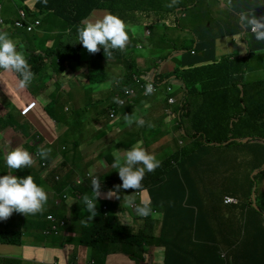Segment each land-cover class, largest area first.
<instances>
[{"label":"trees","instance_id":"1","mask_svg":"<svg viewBox=\"0 0 264 264\" xmlns=\"http://www.w3.org/2000/svg\"><path fill=\"white\" fill-rule=\"evenodd\" d=\"M18 1L20 2V0ZM215 1L176 0V3L169 7L168 5L172 3V0H47L46 4L43 0H40L36 9L34 8L26 13L27 22L16 28L18 41L20 38L26 41L25 46L18 47L17 50L24 53L32 70L44 68L48 65L54 67L58 62L57 60L65 54L69 60H75L80 68L69 67V70L64 74L66 76L63 78H68L71 71L75 72L86 68L90 84L103 83L106 79L105 64L120 61L126 64L128 70L126 81L129 82V85L133 84L134 75H136L139 85L146 83V70L142 68L141 64L137 63L139 53H136V50L139 48L138 39L148 37V33L157 35L158 39L162 41V45L167 46L163 48L161 61L170 60L177 53L181 54V57L176 61L179 67L173 69L170 73H160L159 76H153L158 84L164 81L167 85L175 82H181L182 84L178 89L179 93H173L172 96L176 101H179L177 105L178 127L181 128L183 144L166 159L162 160L161 166L154 172L146 173L142 181L143 187L147 190V196L152 201L153 212L156 210L160 214V208H163V215L158 216V214H155L153 218L149 215L145 217L144 225L134 228L133 226L137 224H135V221L139 216L132 208L122 209V207L118 208L116 204L113 208L114 211H111L108 201L98 199L97 215L94 218H89L90 214L81 199L85 194L89 197L93 196V191L89 189L91 184L86 177L80 178L79 182L68 189H64L67 187V183L64 186H56L58 189L64 190L59 194L53 193V195H50V192L47 193L48 196L53 197L55 202L61 200V198L63 199L64 193L74 194L76 188L78 190L85 186L84 188L88 191L82 193L80 201L71 209L77 223L76 226H72L75 231L72 232V229H70L66 232L67 238L62 239L63 248L62 245L60 248L55 244L47 246L45 257L48 261L51 260L48 264L64 263V259L65 264L74 262L78 250H74L71 246L72 242L74 246L77 244L79 247L89 249L91 254L93 253L91 260L93 259L97 263L98 261L103 263L101 257L111 258V263H118L120 262V256H127L139 261L142 259L143 254H148L150 248L162 245L164 235L171 237L169 241L165 239L168 245H170L173 238L178 241V237H180L179 244L183 246L182 248H176V242L169 248L163 245L167 253L162 264H215L212 261H205L208 256L205 253L206 246L210 243L208 242L210 237L206 236L209 223L207 220L201 219V204L204 202L213 205L214 200L221 196L223 198L225 193L229 192L223 189L217 194H210L209 189L212 187L205 185V174L217 169V164L227 162L226 160L214 163L211 161V157L217 154L212 152L213 147L230 146V148H235L237 157L234 162H238L242 158L244 162L238 165L239 168L242 169L246 165L248 169H243L238 175L228 170L224 175H215L214 182L208 180L207 182H212L213 187H217L219 190L220 179L249 182L251 191L247 193H244L242 186H230L228 189H236L231 195L243 201L251 212L253 221L247 220L250 222L251 227L258 230L255 231V236L258 234L261 236L264 232L263 220L260 218V212L264 209V195L260 194L257 187V182L264 178V77L247 81L244 75L248 62L257 57L255 54L258 50L264 49V42L257 41L254 34L249 32L250 29H244L239 22L242 13L256 14L258 17L264 16V0H231L229 3L227 2L230 12L228 24L219 23L222 20L213 17L211 14V6ZM243 1L250 3L249 8H240ZM10 2L15 4L13 0H6L7 4ZM96 9L108 10L110 13L120 16L128 26L129 42L125 50H113V54L109 59L105 56L104 49L101 47L98 53L91 54L90 59L86 58L89 60L88 62L83 63L80 60L85 55V48L81 43H78L77 26L81 20L92 17L90 14ZM182 16L183 18H181ZM34 18L45 19L47 24L49 22L45 26L46 31L55 32L54 29L57 26L53 23L58 24V32L61 33L63 39L68 40L65 42V46L61 47V41L59 40H54V44L48 46H45L46 44L41 47L38 46V43L32 37L43 33L39 29L35 36L31 35ZM5 26H8L7 22ZM136 26H140L141 32L138 34L133 32L137 29ZM185 26H188V28ZM141 28L144 30L142 31ZM9 30L14 32V28ZM180 30L185 32L187 36L183 38L176 37V41L168 43L167 39L170 40ZM242 31L250 34L247 54L231 57L215 54L214 40L216 38L238 34ZM8 33L12 35V33ZM43 37L45 38L46 35L44 34ZM72 37L75 40L69 41V38ZM261 63L262 69H264V56L261 57ZM261 63L258 68H260ZM73 83L74 81H70L67 88L62 89L65 80L56 82L57 87L51 97L50 110L44 111L49 118L55 117L51 111H54L55 107L59 109L64 94H68L73 100L75 99L71 94L74 87ZM135 107L136 104L113 105V109H116L115 115L118 118L123 117L128 112L130 113ZM161 119L163 122L168 121L165 120V117ZM57 121L61 126L57 129L59 142L56 140L60 145L59 151L70 155L73 148H67L66 146L73 140L74 150L77 151L79 147L78 140L81 139L78 136L77 129L83 131L85 128L79 123L73 122L74 124L69 126L66 123L67 120ZM11 122L18 126V123H14L12 118ZM25 129V127H21L20 132H24ZM73 134L78 139H73ZM153 137L155 140L160 139L158 136ZM54 143L55 141L50 145ZM64 145L65 149H63ZM58 157H60L59 153L47 159ZM82 158H85V156L78 151L70 156L67 166L61 167L59 171L65 173L68 170L66 177L75 176L77 174L76 165L78 162L83 161ZM85 167L88 168L86 165ZM195 170L196 175H194ZM237 176L240 177L236 178ZM101 183L103 187L110 190L121 184L122 181L117 177H103ZM127 191L132 192L133 190ZM139 198L140 194H137V202H139ZM254 200L257 202L259 209L256 205H253ZM118 212H121L120 216L122 217L132 214V226L121 224L117 216ZM183 212L185 216H183ZM159 217L161 229H165L170 222L174 236L168 233H164V235L161 232L154 233L153 222L157 223ZM240 218L241 216L231 215L230 226L232 228L231 231L230 229L226 231L229 235L236 232L235 227L240 225L243 220L241 218L240 221ZM12 222L15 224L14 221ZM189 222H191V225ZM184 223L187 225L185 226ZM46 224L47 222L44 225L40 224L42 231L43 228H46ZM76 231L80 232L78 237L75 236ZM226 232H222L223 237L226 236ZM41 234L38 230L30 233L31 236ZM186 234L187 236L184 237ZM246 235H248V229ZM210 240L214 241V239ZM11 241L18 242L19 240L15 237ZM227 242L236 244V249L231 251L230 257L226 253L222 254L221 247H218L214 251L213 259L220 260V264H241L242 261H236L239 258L237 252L238 241L229 238ZM185 243L187 246H185ZM239 244H241V240ZM261 244L262 240L257 239L255 241L256 246ZM178 250H181L184 255L179 256L180 251ZM71 255L73 256L70 259ZM4 259L0 258V264L3 263ZM7 261L5 260V264H7ZM259 261L260 264H264V261L260 258ZM14 262L15 260H12L9 264H14ZM250 264L258 263L251 259Z\"/></svg>","mask_w":264,"mask_h":264},{"label":"clouds","instance_id":"2","mask_svg":"<svg viewBox=\"0 0 264 264\" xmlns=\"http://www.w3.org/2000/svg\"><path fill=\"white\" fill-rule=\"evenodd\" d=\"M13 1L16 5H21V7L18 8V13H16L19 18L13 21L2 13L3 5L0 3V70H2L0 71V84L6 86L4 76L5 74L12 73L18 76L16 79L18 81L17 86L19 89H29L31 84H33L36 79L40 78L39 71L42 72L43 68L32 70L28 59L22 51L17 50V44L8 32L10 28H14V32L17 33L16 28L27 22L28 17L26 16V13L32 11L34 8L36 9L40 0ZM43 2L46 4L47 0H43ZM2 3L4 4L3 0ZM175 3L176 0H172V3L168 6L171 7L172 4ZM96 10L102 11L105 14L99 18L89 17L81 20L80 24L77 26L78 43H81L90 53L88 59L91 58V54L98 53L101 47L104 49L105 56L109 59L113 54V50L123 51L126 49L129 42L128 26L120 16L110 13L108 10ZM90 15L93 16V12ZM6 22L8 23V26H5ZM239 22L244 29H250L249 32L254 34L257 41L264 42V16L258 17L256 14L242 13L239 17ZM241 35L244 36L245 39L250 34L242 31L241 33L230 35V38ZM150 36L151 34L148 33V37ZM176 56L177 54H175L173 58ZM57 61L60 63V58ZM166 61H161L157 67H151V69L147 68L143 63L141 64L142 68L146 70V83L139 85L137 83L136 75L133 76V84L129 85L128 88L125 86L110 105L108 111L110 117L108 126L111 125L110 130L105 129V127L100 130L102 124L98 123V132L95 136L97 140H105L107 148L114 147L116 150L124 149L122 155L119 152L114 153V155L111 154L114 159L112 167L113 169L118 170L122 183L116 185L113 189L108 190L105 194V198H116L121 200L122 209L132 208L136 215L139 216V220L148 217L149 215L153 218L155 214H159L156 210L153 212L152 201L147 196V190L142 184L146 173L154 172L161 166V161L164 160H158L156 152L160 151L162 148L170 147L174 148L175 151L183 144L181 128L178 127V107L176 106L179 101H176L172 96L173 93H179L178 89L182 84L181 82H175L171 85H167L164 82L158 84L153 79V76H159V69L162 68ZM113 64L114 63L105 64L104 68L106 75L107 65ZM47 67L54 73L53 76L57 80L69 70V67L61 68L62 73L57 74L52 65H48ZM80 70L81 69L75 71V73ZM87 75H85L86 81L78 75L76 83L78 84L79 81L89 83ZM125 78L127 80V75ZM57 80H55V83ZM174 87H177L176 92ZM64 88H67V86L63 85L62 89ZM7 90L9 92L11 91L10 88H7ZM51 95H53V93ZM102 95L103 93L100 97H102ZM154 96H158L162 103V118L165 117V120H168L163 122V125L149 124L143 120L144 114L142 113V110L144 102ZM118 104H136V107L135 109H132L130 113L128 112L123 117L118 118L115 115L116 109H113V105L117 106ZM51 105L52 99L50 98V102L44 107V109H40L42 114L45 113V110L49 111ZM35 107L36 106L32 104L29 106L25 111L27 116L34 112ZM136 108L138 109L137 111ZM19 111L21 112V110ZM132 116L134 117L132 118ZM52 118L53 117H50L49 120ZM124 119H126V123L122 122ZM43 120L45 123L42 120H38L39 123H34L35 132L28 137V142L25 148L22 145H17L15 147H10L5 153L3 165V170H5L4 173L0 174V258L4 259V257H6L2 264H5V260H8L7 264H9L12 260L16 259H22L24 264H46L43 261V258L47 255L45 251L47 246L53 244L52 238L54 236H61V234L46 233V228H43V231L39 230L42 233L41 235H30V233L37 230V225L43 220L46 222V217L51 214L45 212L44 209L48 200L47 193L49 191H46L43 186L37 184L31 174L32 172H38L41 178L44 175H46L47 178L54 172L55 168L53 169V166L58 164L62 158L60 156L58 158L47 159L51 156L49 154L50 149H45L46 142L48 143L47 145H50V143L57 139H54L52 142L45 140L46 136L44 132L38 130L40 126H49L44 117ZM123 124L124 127L120 128ZM128 128L129 134L127 133ZM134 129H136V131ZM113 131H117L118 136L108 137V134H111ZM156 132L159 134L154 135ZM98 135H101V137L99 136L98 138ZM153 136H158L160 139L155 140ZM167 138L171 141L167 142ZM178 138H181V140ZM116 140H119V142H116ZM156 142H162L160 148L145 147ZM145 148L149 149V152ZM23 171H25L26 174L23 177H20L19 175ZM194 175H196V170L194 171ZM89 177L93 188V196L89 197L85 194L81 199L86 210L90 214L89 218H94L97 215V201L101 196L102 183L100 178L92 172L89 173ZM130 189L133 191H127ZM121 190H124L123 194L121 193ZM137 194H140L139 202H137ZM232 196L227 197V199L231 198L229 202L236 201L234 198L235 196ZM220 199L225 204L224 197ZM76 201L77 200L74 198H68L69 206ZM233 204L238 205V211L231 215H234L235 217L241 216V218H243L240 225H238L241 229L243 228L242 234H239V236H241L239 238L241 244L239 245H243L244 239H247L245 242L250 241L255 237V231L258 230L251 227L250 222L253 221V216L244 202L237 201ZM253 205H256L255 200L253 201ZM121 212L117 213L120 223L130 225L127 217L120 216ZM67 214H71V211L64 214H56L55 220L59 225L64 226L66 231H69L72 225L66 221L59 220ZM12 221H14L15 224ZM28 226L32 228L30 229ZM247 229L248 235H246ZM20 233L27 235L29 237V242L23 241ZM15 237L18 238V242L11 241L12 238ZM41 238L46 239L48 242L46 246L41 247L38 245ZM71 244L74 243L72 242ZM38 248H40V251L36 250ZM37 253H39L40 256H37ZM60 264H65V259L64 263Z\"/></svg>","mask_w":264,"mask_h":264},{"label":"rangeland","instance_id":"3","mask_svg":"<svg viewBox=\"0 0 264 264\" xmlns=\"http://www.w3.org/2000/svg\"><path fill=\"white\" fill-rule=\"evenodd\" d=\"M19 5V4H18ZM216 5H220L221 7H223V10L227 13L229 12V7H228V3L226 0H216L215 3L211 6V9L213 10L214 7H216ZM34 27L31 31V35H35L40 27L42 26V23H44V19H40V18H34ZM42 28V27H41ZM141 30L143 31L144 29L141 28ZM10 33H12V35H10L13 40L16 42L17 44V49L18 47H24L26 44V41L22 40L21 38L18 41V37L17 33L9 30ZM48 33L51 36V39L53 40H59L61 41V47L65 46V42L68 41L66 39H63L61 33H59L58 31L53 32V31H48ZM75 40L74 37L69 38L70 40ZM139 48L136 50V53H141L144 54L145 56H149L152 58H155L157 56H159L160 54V50L167 47V46H163L162 45V41H160L158 39V36L153 34L150 37H144L143 39L139 38ZM167 42L169 43V40L167 39ZM169 46V44H168ZM165 52V51H164ZM84 57V56H83ZM177 57V56H176ZM60 63H56V65H54V70L57 74H61V68H65V67H71V68H80L79 64H77V62L75 60H69L68 57L64 54V56L62 58H60ZM82 61V60H80ZM177 61V60H176ZM261 63V58L260 57H256V58H252L246 67V72H245V78L247 81H254L257 79H261L264 77V69H262V63L260 68L259 64ZM62 64V65H61ZM71 65V66H70ZM79 66V67H78ZM107 67L109 69L111 68H115L118 69L117 72L109 75H106V79L103 83H98V84H90V83H85L83 81H79L78 83V88H79V94L82 95L81 101L76 102L74 100H72L68 94H64L63 95V99H62V104H59V109H57L55 107L54 111H51V113L53 112L54 114V118L49 120V117L44 113L42 114L41 110H35L34 114L32 116H27V114L25 113V111L29 108V106L32 105H37L38 102L37 100H40L42 102H46L48 98H51V91H46L43 95H38L37 98H33V101L25 103L23 105L22 108H20L21 112L18 111V115H17V111L15 109H12L11 112L14 114V123H29L31 120L33 121L34 119H38V120H43L44 119L47 121L46 123H48V127L47 126H40L38 128V130H42L46 136L47 141L52 142L54 139H57V132L55 130V127L58 129L60 126L59 122L57 120H67V125L71 126L75 123H79L81 126H83L85 129L83 131L84 137L83 139L78 140L79 141V147L77 148V151L74 150V141L71 140L69 145H67V148H73L72 152H70V155L67 154L66 156H61V161L53 166V169L55 168L54 172L48 176L46 178V175H44L42 178L40 177V174L38 172H32V176L34 177L35 181L37 182V184L41 185L44 187V189L46 191H50V193H55V194H59L60 192H62V190L64 189H68L70 186L75 185L78 180L80 178L86 177L87 181H90V177H89V173L92 171H88V168L90 167H98L100 166V164L105 165L107 170H101L99 171L101 173L102 176H100L99 172L96 171L95 173L92 172L94 175L98 176L100 178V181L102 180L103 177L105 178H110V177H119L118 174V170L114 169V170H109V169H113L112 164L114 162V159L112 161H109V156L111 154L114 155V153L119 152L121 155L124 151V149H115L114 147L112 148H107L106 147V141L105 140H97L95 138L96 133L98 132V123L102 124L101 129H107L110 130L111 125L108 126L109 123V108L110 105L112 104L114 98L122 91V89L125 86H129V83H127L126 81V75H127V67L126 64L124 62H116L113 65H107ZM179 67V64L177 63H173V65L169 68H166L168 71H173V69ZM2 71V70H0ZM72 73H74V71H71ZM5 75H11L14 76L15 78H17L18 76L16 74H5ZM72 77L74 75H71ZM10 78V77H9ZM8 78V79H9ZM7 81V79L5 80ZM166 81H164L165 83ZM11 91L9 92L7 90V88H4L2 84H0V92L2 91L6 96L10 95H24L26 92H28V89H14V88H10ZM175 92L177 91V87H174ZM99 90H103V95L102 97H98L97 91ZM32 94H38L37 91L33 90L31 92H29L26 97L25 100L28 97H31ZM10 101H14V97H9L8 98ZM177 106V104H176ZM138 109L136 108V111ZM122 122L126 123V119H124ZM45 123V121H44ZM68 126V127H69ZM120 127H124V124ZM79 133H82V131H78ZM158 133L156 132L154 135H157ZM74 135V134H73ZM113 136L112 134H108V137ZM73 139H78V137L76 135H74ZM179 140H181V138H178ZM171 140L169 138H167V142H170ZM116 142H119V140H116ZM48 143L46 142L45 145V149H50L49 154L51 153H55L57 151V149L59 148V143L57 141H55L54 144L52 145H47ZM162 142H156L153 143L152 145L149 146H145L147 148H160L161 147ZM87 145V147H95V148H99L97 150H95L93 152V154L91 153L89 157H85L82 158L83 161L78 162L77 163V168H76V175L72 176V180L73 182L70 184V179H65L66 174L68 173V170L65 171L64 174H60L59 169L61 167H65L67 166L68 162H69V158L70 156L74 155L75 153H77L78 151L80 153H82V150H86L87 148L82 147V146ZM176 147H177V143H176ZM63 149H65V145L63 147ZM146 149V148H145ZM213 151L212 152H216V155H213L211 157V161L214 162H218V161H224L226 160V163H222V164H217L216 167L217 169H214L208 173L205 174V181H213L215 180V175H224L226 172L232 171L235 174H239L241 171L247 170L248 168L246 167V165L243 166L242 169L239 168L238 165L242 164L244 162V159H239L238 162H234L235 158L237 157V152L234 150L235 148H230V146H225L223 148H212ZM149 152V149H146ZM174 151V148L170 147V148H162L160 151L156 152V157L158 160H162L167 158L170 154H172V152ZM240 156V155H239ZM1 162V161H0ZM86 166H88V168L86 169ZM230 165H232L230 167ZM5 170V169H4ZM3 169H0V174L4 173ZM247 172V171H245ZM26 174L25 171H23L19 176L23 177ZM16 175V173H15ZM200 175V174H199ZM216 179H218L216 177ZM58 181H60L59 183H57ZM63 181V182H62ZM244 181V180H243ZM205 182V185L208 187H212L210 190V194H217L218 192L222 191L223 189H226V191L228 190L229 193H233L234 191H236V189L232 190V189H228L230 186H235V187H239L242 186L244 193L246 191L249 192L251 191V186L249 185V182H236L234 180H229V179H220V190L217 189V187H213V183L212 182ZM67 183V187L64 189H58L56 186H64ZM57 184V185H54ZM250 186V187H249ZM83 188H80L79 191L81 192L82 190H84ZM257 187L258 190L260 192L261 195H264V178L260 181L257 182ZM89 189L93 191L92 185L89 186ZM123 194V191L121 192ZM229 193H225L224 195V201L226 202L224 205L222 206H213L210 204H205L204 202H202V215L206 218V220L208 221L209 225L207 226L210 234L219 241L220 243V247L222 249V254H227L228 257H230V255L232 254L231 251L229 250V248L227 247V244L225 243L226 241L223 240L222 238H220V233L221 231L230 229L231 231V226H230V222H231V214L236 213L238 211V205L237 204H233L237 201H240V199L235 198V202H229V200H231V198L227 199L228 196H232ZM50 194V195H51ZM130 194V193H128ZM53 195V194H52ZM80 194L78 195H72L69 193H64L63 194V199L61 198V200H56V202L53 200V197L48 196V200L47 203L44 206L45 212H49L51 213L49 216L46 217V233H55V234H61L62 239L66 238V228L64 226L59 225L56 220H55V216L56 214H64L67 213L68 211H71V209L74 207V205H76V203H78V199H79ZM233 197V196H232ZM68 198H74L77 201L74 202L71 206H69L68 203ZM63 201V202H62ZM116 205V204H115ZM114 204H109V207L111 208V211H114L113 208H115ZM257 205V202H256ZM55 207V209H53ZM257 208L259 209V206L257 205ZM108 210V209H106ZM50 211H54V212H50ZM78 212V211H77ZM162 212V213H161ZM183 215L185 213H182ZM158 215H163V208H160V214ZM122 217V216H121ZM260 218L264 221V209L261 210L260 212ZM146 218L143 219H136V223L137 224H144ZM59 220L62 221H66L67 223H70L72 226H76V219L73 217V214L71 212V214H67L66 216L60 218ZM130 223V222H129ZM191 225V222H189ZM70 224H69V228H70ZM129 225V224H126ZM132 226V225H129ZM30 229L32 227L28 226ZM156 228H154V233H155ZM75 231V229H72V232ZM234 231V229H233ZM235 231H237L236 233H232L230 234V239L234 240V241H238L239 238L241 236H239V234H242L243 228L241 229L239 226L237 228H235ZM189 232V231H188ZM80 232L76 231L75 232V236H79ZM20 236L22 237V240L25 242H29V237L25 234H21ZM222 239V240H221ZM1 243V242H0ZM47 241L44 238H41L39 240L38 245L43 247L47 245ZM239 245V244H238ZM76 247H78L81 252L78 253L75 257V261L74 262H70V264H92L93 261L91 260V254H90V250L88 249L86 252H84L85 248L83 247H79L77 244L75 245ZM83 248V249H82ZM38 251H40V248L36 249ZM238 252V251H237ZM37 256H40L39 253H37ZM73 255L70 256V259ZM226 256V255H225ZM86 257V258H85ZM43 261H47V258H43ZM14 264H23V261L20 259H16ZM32 264H38V263H32ZM144 264H149L148 262H145Z\"/></svg>","mask_w":264,"mask_h":264},{"label":"crops","instance_id":"4","mask_svg":"<svg viewBox=\"0 0 264 264\" xmlns=\"http://www.w3.org/2000/svg\"><path fill=\"white\" fill-rule=\"evenodd\" d=\"M3 1H4V4L2 3V0H0V3L3 5V12L2 13H4L6 17H9L12 21L15 19H18L19 16L16 15V13H18V8L21 7V5H15L11 2L8 3L9 4L8 5L6 3V0H3ZM226 1L229 3L231 0H226ZM249 4L250 3L243 1V3H241V5H240V8L247 9L250 6ZM203 12H205V11H203ZM210 12L213 15V17L222 20L219 23H223V24L229 23L228 17L230 15V13L225 12L223 10V7H221L220 5H216V7H214L213 10H211ZM104 14H105L104 12L96 10V11H93L92 17L93 18H99V17H102ZM181 18H183V16ZM185 19H186V17H185ZM48 24H49V22H48ZM48 24H47L46 20L44 19V23H43L42 28H41V32L43 34H38L36 37H32L38 43V46H40V47L43 44H46L45 46H48L49 44H52L54 42V40L51 39V36L48 33V31H46L45 26ZM53 25L57 26L56 29H54V31L57 32L59 25L55 24V23H53ZM136 27H137V29L133 31L134 34L135 33L138 34L141 32L140 26H136ZM185 27L188 28V26H185ZM245 33H248V32L245 31ZM44 34L46 35L45 38L43 37ZM35 35H32V36H35ZM186 36H187V34L180 30V31H177L176 34L170 40L169 39L168 40H169V43H171V42L176 41V39H175L176 37L183 38ZM230 37H231L230 35L223 36L221 38H217L214 41V51H215V54L217 56H225V57H231V56H236V55L243 56L244 54L248 53L250 35H248L245 39H244V36H242V35L241 36H235L234 38H230ZM160 51L161 52H160L159 56H157L155 58H152L149 56L147 57L144 54L139 53L136 61L138 64L143 63L149 69H151V67L155 68L161 62L160 58L162 56L163 49H161ZM84 52H85V55H84V57H82V62L86 63V62H88V60L86 58H89L90 53L86 49H84ZM255 56H258L260 58L263 57L264 56V49L258 50L257 53L255 54ZM180 57H181V54L177 53V57L166 61V63L163 64L162 68L159 69L160 73L172 72V71H168L166 68L171 67L173 65V63H176V60H178ZM106 71H107V74L111 75V74L117 72L118 69H115V68L109 69L107 67ZM86 72H87L86 68H83L80 71H78L77 73L71 72L70 74H68V78H66V79L63 78L66 75H62L61 77L58 78V80H62V81L65 80L64 86H67L68 83H70V81H74V83H73L74 87H73V90L71 91V94L75 97L74 101H76V102L81 101V98H82V95L79 94L80 90L78 88V84L76 83L78 80V75L81 78H83L84 81H86V77H85V75H87ZM53 75H54V73L48 67L43 68L42 72L39 71L40 78L36 79L35 82H33V84H31V86L28 89L29 91L26 92L24 95H10L9 94V96H6L2 91L0 92V161H1L0 162V169H3L4 157H5V153L7 152V150L10 147H15L17 145H22L25 148L27 145V142H28V137L30 135H32V133L35 132L34 123H39V121L37 119H34L33 121L31 120L28 124L27 123H21V124H18V126H16L11 122V118L14 119V114L11 112V110L15 109L17 111V115H18V113H19L18 111L20 110V108H22L25 103L33 101L34 97L37 98L38 95H43L48 90L51 91V94H52L54 89L56 88L55 80H57L56 78H54ZM71 75H74V76L72 77ZM6 79H7L6 86H3L4 88H14V89L18 88V86H17L18 81L14 76L5 75L4 80H6ZM33 90L37 91L38 94H32L31 97H28L25 100L26 95ZM102 93H103V90L97 91L98 97H100ZM9 97H14V101H10L8 99ZM71 99L73 100V98H71ZM37 102H38V104L36 105L35 110L44 109V107L50 102V98H48L46 102H42L40 100H37ZM142 113L144 114V119L143 118L142 119L145 120L146 122H148L149 124H162L163 125V121L161 119L162 118V103H161L158 96H154V97H152V98H150L144 102ZM33 114H34V112L31 113L29 115V117L32 116ZM133 117L134 116H132V118ZM21 127L26 128L24 132H22V131L20 132ZM120 128H123V127H120ZM55 130L57 132V141L59 142V140H58L59 133H58L56 127H55ZM134 130L136 131V129H134ZM78 131H80V130L77 129L78 136L81 139H83V137H84L83 131L84 130L82 131V133H79ZM127 133L129 134V128L127 129ZM111 134L114 137L118 136L117 131H113ZM99 136L101 137V135H98L97 137L99 138ZM62 146H63V144H62ZM82 147H85L87 149L86 150L84 149V150H82V153H80V152L79 153L83 154V156H85V157H89L91 153L93 154V152L95 150L99 149V148H95V147H87V145H85V146L83 145ZM59 148H60V145H59ZM59 148L57 149V151L55 153H51L50 156L59 153L60 156H62V157L66 156L67 157L68 153L67 154L60 153ZM109 160L110 161L113 160L112 155L109 156ZM101 170H107L105 165L100 164V166H98V167L94 166V167H90L88 169V171H92L94 173L96 171L99 172ZM109 170H114V169H109ZM59 172L61 175L64 174L62 171H59ZM239 177L240 176H237L236 178H239ZM65 179H70V181H71L70 184L72 183L71 177H65L64 180ZM88 182L91 184L90 181H88ZM108 190L109 189L102 186L101 196L98 199L106 200L109 202V204H114V205L117 204L118 208H120L121 207V200L116 199V198H112V199H106L105 198V194L108 192ZM85 191H88V190L86 188H84V190H82L80 192L79 189L77 190V188H76V190L74 191V194H72V195L80 194V196H81L82 193ZM245 193H246V191H245ZM80 196H79L78 201H80ZM220 198L218 197L216 200L213 201V203H212L213 206H219L220 207V206L224 205V203L222 202V200ZM106 206L108 207V205H106ZM183 216H185V214ZM124 217H127L128 221L130 222V225H132V220H133L132 214H128ZM187 217H189V216H187ZM201 219L204 221L206 220V218L202 215V213H201ZM159 222H160V219H158L157 223L153 222V228H156L155 234L161 232V233H163V235H164V233H168L169 235L174 236V233H172V230H171L170 222H169L168 226L163 230L161 229ZM41 223H42V225H44V223H45L44 220L41 221ZM40 224L37 225L38 231L41 230ZM135 224H136V222H135ZM184 224H185V226L187 225L186 223H184ZM142 225H144V224L140 223V224L134 225L133 227L137 228V227L142 226ZM70 229H72V227ZM226 231L227 230L221 231L220 238H222L223 240L226 239L225 243L227 244V247L229 248L230 251H233L236 249V244H230L229 242H227L229 239V234ZM222 232L227 233L225 237L222 236ZM205 233H206V231H205ZM186 236H187V234L184 237H186ZM206 236L210 237V239H214V241H211L210 239H208V242H210V243H208L209 245L206 246L207 250L205 253H207L208 256H207V259L205 258V261H212L215 264H220V260L217 261V259H213L214 251L217 250L218 247H220V243L217 239H215L210 234L208 228H207V235ZM164 237L165 238H164V242L162 243V245L150 248L151 250L148 252V254H146V255L143 254L142 259L139 261L133 260L130 257L128 258L127 256H120V262L111 263V258L101 257V260L103 263H101L99 261L97 263L92 259V261H93L92 264H144L145 262H148L149 264H162V262H164L163 258L165 257V255L167 253L165 246H168V248H169V246L171 247L175 242H176V248H182V246H183V245L179 244L180 237H178L179 238L178 241H176L175 238H173L170 245H168V243L165 242V239L169 241V239L171 237H169L168 235H164ZM257 239L262 240V244L260 246L255 245V241ZM246 240L247 239H244L243 245L238 246L237 251H238L239 258L236 259V261L237 262L242 261L241 264H250L251 259H254L255 262L260 264L259 258L262 261H264V232H262L261 236H259V234H258L257 236H255L253 239H251L248 242H245ZM214 242H215V244H214ZM52 243L60 246V248L62 245V248H63L61 236H54L52 238ZM239 243H240V240H238V244ZM163 245H165V246H163ZM71 246L74 248V250L77 249L78 253L81 252V250L78 247L74 246L73 244ZM185 246H187L186 243H185ZM87 250L88 249L85 248L84 252H86ZM62 251H63V249H62ZM178 251H180L179 256L184 255L181 250H178ZM90 254H91V251H90ZM50 261L51 260H49V261L47 260V261H45V263L48 264Z\"/></svg>","mask_w":264,"mask_h":264}]
</instances>
